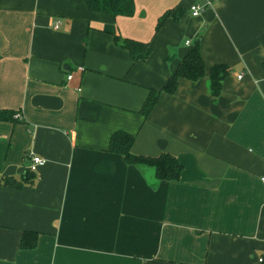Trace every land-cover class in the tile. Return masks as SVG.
<instances>
[{"label":"crops","instance_id":"obj_1","mask_svg":"<svg viewBox=\"0 0 264 264\" xmlns=\"http://www.w3.org/2000/svg\"><path fill=\"white\" fill-rule=\"evenodd\" d=\"M135 4L114 18L87 0H0V111L15 113L0 120V264H262L264 0ZM194 4L206 8L194 16ZM174 8L185 15L156 33ZM115 35L151 55L133 62ZM197 37L205 76L167 93ZM220 63L230 72L213 96ZM150 89L161 94L145 117ZM118 130L135 154L177 156L181 178L110 152ZM31 153L47 162L18 188ZM28 230L32 250L20 248Z\"/></svg>","mask_w":264,"mask_h":264},{"label":"trees","instance_id":"obj_2","mask_svg":"<svg viewBox=\"0 0 264 264\" xmlns=\"http://www.w3.org/2000/svg\"><path fill=\"white\" fill-rule=\"evenodd\" d=\"M90 10L108 13L114 18L119 15L133 16L136 11L135 0H87ZM186 13L185 9L174 8L166 11L158 20L156 33H158L168 22L169 19L178 20ZM115 42L130 51L133 62L145 61L152 53L150 42L137 41L130 38L114 36ZM200 37H197L193 47L182 59L177 69L171 74L170 78L164 85L163 90L167 93L174 94L179 86L181 78H187L197 81L206 74V65L200 46ZM230 72V66L225 63L215 64L210 69V90L213 96H219L223 89V81ZM161 91L150 89L148 97L142 108V114L147 117L155 107L160 97ZM12 111H0V120H10L14 117ZM136 136L118 130L111 136L108 150L124 156L126 162L131 165L145 164L155 168L156 178L159 180L177 181L181 178L184 165L180 159L168 152L161 153L158 156L138 155L133 153L132 148ZM36 174L31 171H25L20 179H15L16 187L21 188L25 185L33 186ZM9 183L8 180H4ZM39 233L37 231H24L20 240V248L32 250L36 248ZM263 259V258H262ZM264 264V259L262 260Z\"/></svg>","mask_w":264,"mask_h":264},{"label":"built area","instance_id":"obj_3","mask_svg":"<svg viewBox=\"0 0 264 264\" xmlns=\"http://www.w3.org/2000/svg\"><path fill=\"white\" fill-rule=\"evenodd\" d=\"M206 5H211V1H208ZM206 5L204 6L201 4H194L191 7L192 15L197 16V15L201 14L205 10ZM189 43H190V41H187V44H189ZM80 68L83 69L82 67H80ZM241 77H242V75L239 76V78H241ZM72 78H73L72 74L71 73L68 74L67 79L71 80ZM16 117H18V118L21 117V114H17ZM29 158L31 161L29 171L34 172L35 174H37L40 167L44 166L47 162L45 157H43L39 154H36V153H31ZM262 182L264 184V175L262 176ZM260 260L262 261L263 259L261 258Z\"/></svg>","mask_w":264,"mask_h":264},{"label":"water","instance_id":"obj_4","mask_svg":"<svg viewBox=\"0 0 264 264\" xmlns=\"http://www.w3.org/2000/svg\"><path fill=\"white\" fill-rule=\"evenodd\" d=\"M0 47H1V37H0Z\"/></svg>","mask_w":264,"mask_h":264}]
</instances>
